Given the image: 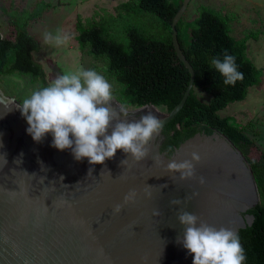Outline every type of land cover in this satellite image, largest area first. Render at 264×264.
<instances>
[{"label":"water","instance_id":"water-1","mask_svg":"<svg viewBox=\"0 0 264 264\" xmlns=\"http://www.w3.org/2000/svg\"><path fill=\"white\" fill-rule=\"evenodd\" d=\"M189 1L182 0L171 22L174 49L190 75L181 100L168 112L153 104L127 107L128 120L152 112L164 127L183 107L194 70L179 46L176 24ZM19 105L0 92V264H192L193 254L177 242L183 234L179 210L236 232L257 218L260 196L252 168L229 138L207 125L171 137L161 130L141 161L118 149L92 165L88 158L77 161L71 149L52 147L51 133L34 141ZM112 105L119 110L124 104L113 98ZM193 151L201 156L193 178L181 180L166 170L170 160L190 159ZM132 190L135 199L125 203ZM172 199L182 203L170 205ZM154 209L161 215H153Z\"/></svg>","mask_w":264,"mask_h":264},{"label":"trees","instance_id":"trees-1","mask_svg":"<svg viewBox=\"0 0 264 264\" xmlns=\"http://www.w3.org/2000/svg\"><path fill=\"white\" fill-rule=\"evenodd\" d=\"M134 1L133 5L122 3L121 6L157 19L167 31L165 36L157 37L151 28L143 30L128 25L124 28V38L119 40L102 26L82 27L79 23L76 39L81 49L87 48L90 55L104 60L102 70L116 83L121 103L133 108L153 104L168 112L181 100L190 78L171 38V22L182 0ZM44 4L46 8L49 6L47 2ZM44 8L29 11L30 17H9L15 34L13 39L0 36V77L17 73L40 81V89L49 85L42 64L33 56L40 48L39 40L26 28L27 19L39 17ZM1 11L7 14L6 9ZM176 35L182 53L194 70V84L183 107L163 127L162 134L176 136L203 124L225 135L243 153L252 168L260 202L256 205L257 218L252 226L241 228L237 233L247 256L245 264H264V151L245 133L246 125L231 115L219 113L229 104L244 100L249 88L261 82V70L245 54L246 40L251 35L233 37L226 17L205 6L194 19L184 20L181 16L176 24ZM225 51L236 57L238 70L244 74V79L235 86L224 85V77L209 67L213 58L223 59ZM58 75H61L59 69ZM195 88L208 94V101L199 98ZM253 149L258 153L253 155Z\"/></svg>","mask_w":264,"mask_h":264},{"label":"clouds","instance_id":"clouds-1","mask_svg":"<svg viewBox=\"0 0 264 264\" xmlns=\"http://www.w3.org/2000/svg\"><path fill=\"white\" fill-rule=\"evenodd\" d=\"M70 39L68 33L58 32L55 36L44 34L45 43L54 40L59 45ZM209 67L224 77L223 84L226 86H235L237 81L244 79L243 72L238 70L236 57L227 51L223 59L213 58ZM112 101V85L105 76L95 69H81L58 75L48 86L33 91L18 107L27 121L26 131L34 141L40 142L46 134L51 133V146L61 151L71 149L77 161L88 158L89 164H103L113 158L118 149L130 154L136 161L143 160L149 156V142L163 128L162 120L147 112L139 119L130 121L127 119V106L120 105L117 110ZM168 151H172L171 147ZM126 160L121 163L124 164ZM153 160L161 162L158 157ZM200 160V154L193 151L190 159L170 160L166 170L179 173L181 180L191 179ZM90 173L91 168L88 175ZM60 178L63 179L62 176ZM199 183H205L203 176L199 177ZM135 197L136 192L132 190L124 196V202L132 201ZM169 203L179 205L182 200L172 199ZM121 207L120 204L115 205L114 211L119 213ZM153 215H161L160 210L154 209ZM177 218L183 225L182 237L178 236L177 242L193 254L192 264H245V249L239 234L232 228L209 225L195 213L186 210H179Z\"/></svg>","mask_w":264,"mask_h":264},{"label":"rangeland","instance_id":"rangeland-1","mask_svg":"<svg viewBox=\"0 0 264 264\" xmlns=\"http://www.w3.org/2000/svg\"><path fill=\"white\" fill-rule=\"evenodd\" d=\"M44 2L49 4L47 8ZM134 2V0H0V36L14 38L15 30L10 22V16L30 17L29 11H39L45 7L39 17L27 19L26 28L39 40L40 48L33 56L42 64L48 83L57 77V69L61 70V75L81 69H95L110 82L113 98L121 103L117 98L116 83L102 70L105 66L104 60L90 55L87 48L81 49L76 35L78 24L81 23L82 27L102 26L109 35L119 40L124 38V28L128 25L143 30L151 28L157 37L165 36L167 31L163 30L156 18L154 20L151 16L133 13L121 6L122 3L133 5ZM202 6L212 8L225 16L229 33L233 37L240 39L251 35L246 40L245 54L261 70V82L249 88L244 100L229 104L219 113L222 116L231 115L246 125L245 133L264 151V0H190L182 18L194 19ZM2 8L6 9L7 14L1 11ZM58 32L70 34L71 39L59 45L54 40L45 43V33L55 36ZM40 86V81H32L27 75L14 73L0 77L2 95L14 98L19 104L33 91L39 90ZM195 92L199 98L208 101L209 95L201 88H195ZM157 109L166 112L162 106ZM256 153L258 151L253 149L252 154Z\"/></svg>","mask_w":264,"mask_h":264},{"label":"flooded vegetation","instance_id":"flooded-vegetation-1","mask_svg":"<svg viewBox=\"0 0 264 264\" xmlns=\"http://www.w3.org/2000/svg\"><path fill=\"white\" fill-rule=\"evenodd\" d=\"M162 136H164V135L162 134Z\"/></svg>","mask_w":264,"mask_h":264}]
</instances>
